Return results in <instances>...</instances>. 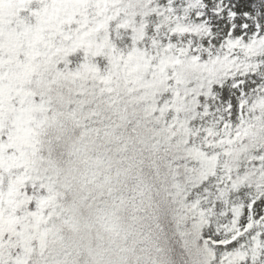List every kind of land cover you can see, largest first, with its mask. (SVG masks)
I'll return each mask as SVG.
<instances>
[{"label": "snow or ice", "instance_id": "snow-or-ice-1", "mask_svg": "<svg viewBox=\"0 0 264 264\" xmlns=\"http://www.w3.org/2000/svg\"><path fill=\"white\" fill-rule=\"evenodd\" d=\"M0 264H264V0H0Z\"/></svg>", "mask_w": 264, "mask_h": 264}]
</instances>
